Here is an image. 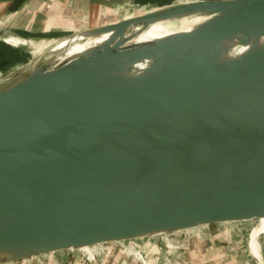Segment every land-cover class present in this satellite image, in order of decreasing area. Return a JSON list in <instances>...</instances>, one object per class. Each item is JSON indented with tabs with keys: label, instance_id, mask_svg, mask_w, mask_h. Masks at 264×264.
Here are the masks:
<instances>
[{
	"label": "water",
	"instance_id": "1",
	"mask_svg": "<svg viewBox=\"0 0 264 264\" xmlns=\"http://www.w3.org/2000/svg\"><path fill=\"white\" fill-rule=\"evenodd\" d=\"M142 9L58 33L107 36L0 87V264L264 218V0Z\"/></svg>",
	"mask_w": 264,
	"mask_h": 264
},
{
	"label": "crops",
	"instance_id": "2",
	"mask_svg": "<svg viewBox=\"0 0 264 264\" xmlns=\"http://www.w3.org/2000/svg\"><path fill=\"white\" fill-rule=\"evenodd\" d=\"M147 0H0V71L11 68V60L14 52L21 45L33 46L31 39L40 36L56 38L57 34L65 29H58L59 25L69 20L78 21L95 27L119 20L125 16L113 15L120 7V12L136 10L135 6L148 3ZM136 14V12L131 11ZM118 16V17H117ZM120 16V17H119ZM127 16V15H126ZM93 21H97L92 25ZM86 28V27H85ZM9 37H18L21 42L17 45L10 43ZM24 41V42H22ZM20 53V52H19ZM24 54L16 60H22ZM234 235L232 245L225 242L223 231L212 232L205 240L192 243L186 255H182L177 263L180 264H257L249 248L250 236ZM247 236V237H246ZM256 241V240H255ZM260 252L257 255L262 258L264 264V237L260 240ZM86 251L92 257L93 247L88 246ZM47 255V254H44ZM38 255V256H44ZM138 255V254H137ZM35 257V256H34ZM29 259V258H26ZM38 260L37 263L38 264ZM53 264H58L53 260ZM59 264H92L74 260L68 261L67 257H61Z\"/></svg>",
	"mask_w": 264,
	"mask_h": 264
},
{
	"label": "rangeland",
	"instance_id": "3",
	"mask_svg": "<svg viewBox=\"0 0 264 264\" xmlns=\"http://www.w3.org/2000/svg\"><path fill=\"white\" fill-rule=\"evenodd\" d=\"M148 3L135 6V9L126 10L125 12H120V7L114 10V13L110 15H130L134 14L131 11L137 13L141 10L144 11L145 6L153 5L156 3H165L169 0H147ZM147 1H144L147 2ZM118 17V16H117ZM120 17V16H119ZM97 22L93 21L92 25ZM81 25L78 21L69 20V22H63L58 27V29H65V31L78 30L87 27L89 24ZM62 38H50L46 37H35L31 39L33 46L28 44L21 45L20 48L16 49L22 56V60H17L11 65V68H7L4 71H0V87L7 83V78L14 72L20 65L32 66L38 59L41 58L51 47L55 46L58 41ZM50 42V43H49ZM41 45V46H40ZM259 219L243 222H225L198 226L190 229L180 230L169 234H162L156 236H148L144 238L122 241V242H110V243H100L93 245L92 257L87 254L86 251L89 250L88 247L80 249H70L64 251H58L54 253H48L44 256L30 257L29 259H22L17 261H11L5 264H36L37 260L43 261L45 264H51L53 260L57 261L61 257H67L68 261L72 262L74 260L84 261L92 264H143V258L147 260L148 264H180L177 261L180 260L182 255H186L187 251L192 246V243L207 240L212 232L223 231L222 235L225 238L227 244L232 245L231 241L233 236L241 235L239 231H243L244 235L250 236L252 232L253 241L251 242L252 247L255 249V253H259L256 247L257 242L254 237V227L258 224ZM260 234H264V226L260 230ZM246 233V234H245ZM246 236V237H247ZM91 247V246H90ZM126 249H129L126 251ZM136 251V254L133 252ZM125 252V253H124ZM141 256H143L141 258ZM177 256V257H176ZM87 258H90L87 259ZM43 264V263H38Z\"/></svg>",
	"mask_w": 264,
	"mask_h": 264
},
{
	"label": "bare ground",
	"instance_id": "4",
	"mask_svg": "<svg viewBox=\"0 0 264 264\" xmlns=\"http://www.w3.org/2000/svg\"><path fill=\"white\" fill-rule=\"evenodd\" d=\"M200 20H201V17L196 16V17L185 18L181 20H171V21H166L163 23H155L151 25L148 29H146L143 33H141L137 37L136 42H142L145 40L157 38V37L175 32L179 30L180 28H189L193 23H196ZM185 25L187 26L185 27ZM106 36L107 35H100V36L89 37L85 39H81L79 37L72 38L71 40L64 39V40L59 41L52 48H54L55 50L60 49V48L63 49V51L61 53H58L57 55V57H59L60 59H63V58L75 55L94 44L100 43L106 38ZM8 39L11 40L9 42L14 45H17L21 42V40L18 37H9ZM45 55H44V58L46 57ZM263 226H264V218H260L258 220V224L254 227V237L257 242V247H258L259 252H260V241L258 239V236H260V232H261L260 230L263 228ZM249 247L255 253V249L252 247L250 241H249ZM260 258H261V255H260Z\"/></svg>",
	"mask_w": 264,
	"mask_h": 264
},
{
	"label": "built area",
	"instance_id": "5",
	"mask_svg": "<svg viewBox=\"0 0 264 264\" xmlns=\"http://www.w3.org/2000/svg\"><path fill=\"white\" fill-rule=\"evenodd\" d=\"M110 243V242H109ZM129 249H126V251H128ZM125 253V252H124ZM134 254H136V251L135 252H133ZM46 254H48V253H46ZM41 255H44V254H41ZM137 255V254H136ZM143 256H141V258H142ZM177 257V256H176ZM87 259H89L90 260V258H87ZM40 263H43V264H45L44 262H46V260H44V262L43 261H39ZM143 264H148V262H147V260H145L144 258H143V262H142ZM51 264H53V263H51Z\"/></svg>",
	"mask_w": 264,
	"mask_h": 264
}]
</instances>
